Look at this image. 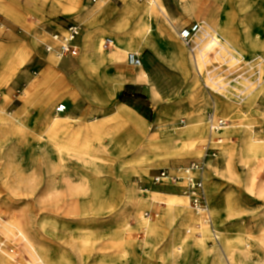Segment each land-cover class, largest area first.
<instances>
[{
	"label": "rangeland",
	"instance_id": "374dc122",
	"mask_svg": "<svg viewBox=\"0 0 264 264\" xmlns=\"http://www.w3.org/2000/svg\"><path fill=\"white\" fill-rule=\"evenodd\" d=\"M0 1L4 5V11L0 10V264H6L5 260L8 259L13 261V264H41L31 254V247L45 254L52 253L53 262L59 260L61 264H100V258L105 253L116 258L118 264L123 262L144 264L140 258L141 252L146 260L145 264H244L243 261L248 262L247 264H264V252L259 250L252 240L260 230H264V195L258 191V187L264 186V159L257 156L245 167L237 157L240 137L250 138L254 134L253 137L257 141L264 142V53L259 49L253 51L248 48L249 45L242 42L241 29V22L246 24L251 22L249 20L251 13L258 14L262 26L259 27L257 24L258 33L252 37L255 40H264V0H254L243 11L239 9L236 0H215L211 14L215 18L216 27L228 24L229 31L225 37L240 40L238 47L242 50V56L234 58L225 49L214 48L215 50L207 57L212 63H209L211 69L207 62L199 64L201 71L206 69L212 71L211 75L217 82V88L220 85H227L225 87L230 89L228 94L232 96L233 101L238 102L233 93L237 95L240 88L244 89L247 86L244 93L248 94L243 93L246 97L249 92L253 93L254 102L250 104L251 107L242 103L234 107L235 112L242 114L245 119L248 117L243 125L245 127L240 129L236 128L241 123L239 120L231 115L223 116L219 113V103L215 101L217 99L213 96L214 92L205 86V73L201 77L193 67L194 74L185 76L179 55L173 53L172 58L167 59L171 67L178 72L177 78L153 73L152 68L149 73L147 60L138 70L128 66L126 63L128 53H137L146 59L148 52L143 50L153 51L150 44L158 51L154 41L160 35V31L155 22L148 23L151 29L145 40L135 44L133 50L127 51L123 61L125 68L130 72L143 70L150 74L148 78L142 80L150 92L151 101L149 104L146 102V118L153 119L154 101L157 104L161 99L175 106L180 100L178 103L170 102L177 100L186 91H199L203 94L202 100L206 99L208 103L204 111V122L197 125V128L205 132L206 140L201 144H197L199 139L188 141L191 136L196 137V134L192 130V133L184 131L188 128L190 120L186 116H179L173 122L172 130L182 127L180 121L186 120L187 126L179 129L182 133L178 132L175 135V141L181 145H177L173 152L158 151L156 148L149 153H143L142 148H139L136 156L134 150L136 152L138 140L132 134L126 137L125 133L130 125L145 133L146 125L143 126L140 123L141 119L133 112L127 116H119V113L113 116L114 120L110 121L105 129L109 132L113 128L112 133L97 138L92 147H82L78 144L74 148H67L59 145L55 134L57 127L52 128L51 119L45 118V111L54 96H58V99L53 101L55 104L52 115L59 118L64 116L68 112V105L66 112L62 114L56 112V107L60 103L65 104L60 96L63 83V79L60 78L63 77L61 75L63 71L61 76L55 78L50 76L49 74L55 70L49 66L47 57L54 51L56 56V51L58 53L60 50V41L58 40V49L57 42L54 41L56 45H52V37L59 33L64 34L63 28L75 20L59 18L60 22L52 24L55 27L52 30L45 21L44 12L38 6L41 0H31L36 9L25 0ZM117 1L120 5H116L114 0H98V3H104L106 9L110 10L108 12H120L124 9V3L122 0ZM135 2L143 5L147 0ZM98 3L91 4L90 0L87 2L84 0L82 11L87 5L94 7ZM166 4L171 14L172 12L180 14L167 0ZM62 13L68 18L75 16L79 21L77 16L79 14ZM103 21L95 19L94 26L107 27L108 24ZM162 21L171 29L186 59L191 60L193 64H190L194 66L193 55L178 38L179 32L186 25L178 27L171 16L170 21L176 29L174 30L170 22L164 19ZM30 32L36 37L38 43L36 47L32 45L33 36L31 37ZM46 37L50 41L44 43L43 39ZM106 37L110 36L104 35L100 38L102 45ZM208 42L209 38L201 45L203 53H207L209 49L205 47ZM163 46H165L163 49L168 48L166 44ZM50 48L54 49L50 51ZM115 49L116 46L109 50L103 47V52L110 53ZM194 53L196 55L198 52ZM80 57L82 53L76 58L63 56V61L72 58L76 63ZM171 60L174 61L173 64ZM236 80L246 86L243 87ZM234 86H237V89L234 90ZM152 92L154 94L151 96ZM192 93H189L187 98L196 100L191 97ZM112 99L114 100V97ZM121 99L118 98V102H123L124 98ZM201 104H204V101L199 106ZM212 110L226 119L230 127L227 129L229 139L223 131L221 132L223 136H220L224 144L230 140L229 144L222 143L223 145L218 146L222 152L218 151L217 157L212 160L215 168L213 170L210 168L208 172L207 167L205 173L210 214L215 206L219 212L214 216L217 236L219 238L226 236L234 241L230 250L234 256L226 252L221 253V260L215 254L219 249L210 227L205 225L199 216L198 223L181 228L183 218L174 207L177 201H185L193 211L190 199L184 196L181 190L173 189L171 185L163 187L154 184L153 178L160 170L152 169L169 166L168 159L164 160V163L158 161L172 156H191L192 159L171 163L177 166L202 158L204 151H201L209 140L206 115ZM118 116L121 117L122 123ZM98 117L100 119L103 115ZM3 121L10 125L15 123L22 128L6 129L3 127ZM102 122L104 121H98L95 125ZM69 125L70 122L64 123L60 132L64 135L62 138L70 135ZM76 140L78 138L72 142L79 143ZM196 144L199 150L195 149ZM132 156L135 159L129 163V157ZM68 183H71L75 192L71 194L67 192ZM250 183L255 184L254 189ZM80 188L82 190L76 192ZM92 198L97 211L102 210V207L110 209L107 215L98 216L95 225L91 223L77 225L73 218L56 214L62 213L65 208L74 204L84 206L90 203ZM146 212L159 214L157 218L159 230L148 240L142 229L143 225L151 222V219L145 217ZM211 218L213 221L212 214ZM202 228H206L207 231L202 233ZM180 233L188 240L184 245L173 241L180 237ZM202 235H205L204 245L210 255L203 253L201 248L193 243ZM117 256L124 258L118 260Z\"/></svg>",
	"mask_w": 264,
	"mask_h": 264
},
{
	"label": "bare ground",
	"instance_id": "6f19581e",
	"mask_svg": "<svg viewBox=\"0 0 264 264\" xmlns=\"http://www.w3.org/2000/svg\"><path fill=\"white\" fill-rule=\"evenodd\" d=\"M58 1H59V5L62 7L61 8L62 12H64L66 15L79 14V15H77L78 20L83 26H85L84 37H85V42H86V45H85L86 51L82 52L81 58H82L83 68L85 69L87 74L91 77H99V72L101 70L102 64L105 65L107 63V61H109L108 59H106V56H109V58L113 62L124 63L123 62L124 61V54L127 51L133 50L136 47L135 44L142 43L143 40H145L148 33L150 32L151 28H150V26H148V23L152 24L153 22H155L156 24H158L159 20L164 19V20H167L168 22L171 23L172 29L176 30L174 27V24L170 21V17L172 14L167 8L168 4H166V0H147V2L144 3L143 5H139L138 3L135 2V0H122L124 3V9L120 12H108L110 10L106 9L104 3H98L94 7H90L87 5L85 7L86 9H84L82 11V9H83L82 6L84 4V0H58ZM253 1L254 0H236V4L239 6V9H242V11H243L244 9L249 7L248 5L250 3H252ZM167 2L171 6L175 7L177 9V12L179 11L180 16L187 15L188 18H190L194 15H198V13H199V14H201V16L206 17V21H204V22L199 21V23L201 24V30L202 31H200L199 33H197L195 36L192 37L190 44L182 41L183 44L189 50V52L193 55L194 61H195L194 63L196 65V67H195V65L194 66L191 65V64H193V62L191 63V60H189L190 61L189 62L184 55L185 53H183L181 48L178 45H176L174 36L168 34L172 40L171 46L173 47V50H176V51H174V53L179 55V58H180L181 63H182L181 65H182L183 70L185 72V76L189 77L190 75L194 74L193 67L197 70L198 74H200L201 77L203 76V73H205V83H206L205 86L208 88V90H211V92H214L213 96L216 97V99H217L215 101H218V103H219L218 104L219 113L223 116L224 115L225 116L231 115L233 118H235L241 122L240 124L237 125L236 128L237 129L244 128L245 126H243V125L246 123V119L248 117L245 119V117H243L242 114H238L237 112H235L234 107H235V105H237V106L241 105V103L244 105L247 104L249 106H250V104H253V102H254V100H253L254 98L252 95L253 93L249 92V95H247V97H246L244 94H248V92L244 93V91L247 89V86L244 84H241V82H238L236 80V82L238 84H241V85H243V87L244 86H246V87H244V89H241V88L238 89L237 95L233 93V96H236L238 98V102H235V101H233L232 96L228 94V91L230 89L225 87L227 85H225V84L222 86L220 85L217 88L216 87L217 82H215V78L212 77V75H211L212 71L209 69L201 71L200 67H199V64L200 63L203 64L204 62L205 63L207 62L208 66H209V63H211V62L209 59L207 60V57L211 51L215 50L214 48H216L218 50L221 47V48L225 49L226 51H228L229 54L231 53V55L234 58H237L238 56H242V50L238 47V42L240 40L238 41V39L234 40V39H229V38L225 37V34L228 35V31H229L228 30V24H225V25L220 26L218 28L216 27L215 18L211 14V13H213L212 12V5L215 2V0H207L205 2L200 1V0H167ZM0 10L4 11V5L1 1H0ZM95 19H99V20L103 19L104 20L103 22H105V24H108V26L107 27H99V28L95 27L94 26V20ZM197 19H198V17H197ZM174 20H175L174 23H176V24L179 22V19H174ZM249 20L251 21V22H249V24H246V22L245 23L241 22V26H242L241 29H242V35H243L242 36V42L249 45L248 46L249 49H252L253 51L255 49H259V50H261V52L264 53V40H255L253 38L254 37L253 34H255L257 32L256 31L257 24L260 25L259 27L262 26L261 25V18L258 14L251 13ZM217 23H220V22H217ZM30 34H31V37L33 36V40H32L33 44L32 45L34 47H36V45L38 44L36 42V37L32 32H30ZM104 35H109L114 40L113 41L111 39L113 41V46L110 49L114 48L115 46H116V49L110 53H104L103 52L104 51L103 50L104 43H103V45L101 44L100 38ZM179 38H180V36H179ZM207 38H209V42L205 47L209 48V49H208L207 53H203L201 45L203 44V42ZM223 40H224V42H223ZM48 41H50V39L48 37L43 39L44 43L48 42ZM114 42H115V44H114ZM52 43L51 44L53 46L56 45V43L54 41H52ZM150 47L152 48V50L155 53L158 52L155 48H153L154 46H152L151 44H150ZM178 48L181 51H179ZM104 49H105V47H104ZM105 50H107V49H105ZM195 51L198 52L196 55L194 53ZM54 52L49 54V56L47 57V61H48L49 66L53 67V70H55V71H52L51 72L52 74L50 73L49 75L55 78V76H61L60 75L61 72L64 71L65 69H69L70 67H72L74 65L73 64L74 60L67 59V60L63 61V58H62L63 56L61 54V51L58 53L56 51V56H55ZM259 57L263 58L261 55H259ZM96 58L100 61V63L95 62ZM171 61L173 64L174 61L173 60H171ZM238 62H240L239 58H238ZM23 63L24 62H22V64ZM249 64H251V62ZM261 66H262V64H261ZM209 68H210V66H209ZM136 76H137V79L139 81H142L143 79L148 78L149 75H148V73L144 72L143 70H140V71H138ZM60 79H62V78H60ZM236 87L234 86L233 89L235 90ZM253 91H254V89H253ZM191 97L193 99L197 98V96L194 92L192 93ZM245 98H246V100H245ZM55 99H58V96H54L53 99L50 100L48 107L45 111V116H46L45 118L51 119L52 128L58 127L60 125V122H61V119L59 118V116L52 115L53 104H55V102H53V101ZM215 105L217 107V102H215ZM57 107H56V111H57ZM118 113L121 116L122 115L127 116V115H129V113H132V111L130 109H124L123 110V108H122V110L120 109ZM249 117H251V116H249ZM5 121H7V120H5ZM5 121H3L2 123H3V127L6 129L8 128L10 130H17V129L22 128L21 126L15 124V123H11L12 125H10L9 123H7L9 121H7V122H5ZM61 126H62V124H61ZM229 128L230 127L226 126L223 129V132H224V134H226L228 139L230 136L228 133L229 131L227 129H229ZM185 129H187V128H185ZM192 132L194 134H196V137H197L196 139H199L197 144H201V143L205 142L206 139H205V135H204L205 132L204 131L202 132L200 130V128L195 127V128H193ZM239 132H240V130H239ZM253 135L250 138L249 137H242V138L240 137L239 155L237 157L240 158L239 161L245 167L248 166L250 161H252L253 158H255L257 156L264 159V142L263 141H257L253 137ZM229 142H230V140L226 141V143L225 144L223 143V144L228 145ZM197 144L195 145V149L199 150L196 148ZM61 153L64 154L63 152H61ZM230 157H232V156H230ZM207 167H208V172L210 171V168L212 170L215 168V166L212 165V161H210L208 163ZM204 175H205V173H204ZM250 185L253 189L255 188L254 187L255 184L250 183ZM204 186H205V184H204ZM54 187L55 186L53 185V187H52L53 190H54ZM67 189H68L67 192H69V194H71L72 192H75L74 191L75 189H73L71 187V183H68ZM81 190L82 189L80 188V189L76 190V192H79ZM258 191L261 195H264V186L258 187ZM83 193H84V191H83ZM205 194H206V190H205ZM206 198H207V196H206ZM82 202H84V201H82ZM89 202L90 203L84 204V206L82 205L81 207L77 206L75 204L72 205L71 207L67 208V209L64 207L65 209L62 211V213L56 212V214L62 215L61 217L67 216V217L73 218L74 223L77 225H82V224L88 225L90 223L92 225H95L97 222L98 216L107 215L109 213L110 209H108L107 207H102V210L97 211L96 210L97 208L95 207V204H94V199L92 198V201H89ZM207 202H208V199H207ZM208 206H209V202H208ZM174 210L179 211V213L181 214V216L183 218L181 221V228L182 229L186 225H193V224H196L199 222L198 214L191 211L188 203L185 201H177V205L174 207ZM217 213H219L218 207L215 206V208L213 210L211 209L213 222H214V216H217ZM209 214H210V209H209ZM211 214H210V218H211ZM106 217H108V216H106ZM211 221H212V218H211ZM214 224H215V222H214ZM158 227H159V221L157 219L151 220V222H149V223L147 222L146 225L142 226V229H144V232L146 233L147 240L154 237V234L156 233V231L159 230ZM202 230H203L202 233H205L207 231L206 228L205 229L202 228ZM259 232L260 233L257 236H255L254 238H252V240L255 242L256 247L259 248V250H261L262 252H264V230H260ZM213 236L217 240V236L215 235V233H213ZM173 241L180 243V245H184L188 240L184 239L182 237V234L180 233V237L177 240H173ZM204 242H205V235H202L201 238L193 241V243L195 245H197L199 248H201L203 253L210 255L211 253L209 252L208 249L205 248ZM218 242L219 243L216 242V244L218 245L219 250H217V253H215V254H216V256L219 257V260L222 259L221 253L226 252L227 254H230V256H232V257L234 256V255H231V253H230L231 244L234 241L230 240L229 238H226V236L225 237L223 236V237L219 238ZM32 248L33 247H31V251H32L31 254H33L37 258V261H40L41 264H61L59 262V260H58V262H53L52 257H51L52 253L45 254L43 251H41L39 249H36V248L32 249ZM95 256L96 255H94V257ZM123 258L124 257L117 256L118 260H122ZM5 261H6V264H13V261H9V259L5 260ZM243 263L245 264L246 262L243 261ZM100 264H118V263H117L116 258L111 257L110 255L105 253L100 258Z\"/></svg>",
	"mask_w": 264,
	"mask_h": 264
},
{
	"label": "crops",
	"instance_id": "0c3cea01",
	"mask_svg": "<svg viewBox=\"0 0 264 264\" xmlns=\"http://www.w3.org/2000/svg\"><path fill=\"white\" fill-rule=\"evenodd\" d=\"M57 1L56 0H41L38 3L39 8L44 12L43 16L45 18V21L47 22V25H49L50 29L52 30L55 29V27L52 26V24H55L56 22H60L59 18L74 19L75 20L74 23H78L81 26H83L79 21L76 20L75 16L68 18L65 15H63L62 9H61L62 7L59 5V1L58 2ZM87 1L88 0H86V2ZM25 2H27L28 4H30L32 7L36 9V7L33 5V2L31 0H25ZM90 2L91 4L98 3V0H92V1L90 0ZM114 2L116 5H120L117 0H114ZM214 7L215 5L213 3L212 9ZM198 15H194L188 18L187 15L180 16L178 13L172 12L171 16L174 19H179V22L177 23L178 27L184 26V25H186L185 27H187L197 21H200V22L206 21V17L201 16V14L199 13ZM185 20L187 22H184ZM156 26L158 27L160 31V35H158L154 41L155 46H157L156 48L158 49V52L154 53L150 49L143 50L145 52H148V54H147L146 59L142 58L141 56L142 61L144 63V61L147 60L146 62L150 70L149 73H151V70L153 69V73H160V74H165V75L167 74L171 76L172 78L173 77L177 78V76H179L178 72L174 70L167 61V59H171L172 55H174L173 54L174 52L172 50L173 47L171 46L172 40H171V37L168 35L170 34L173 36V32L171 31V29L167 28V25L164 24L162 20H159V23L156 24ZM63 29L65 32V27ZM84 34H85V26L82 27V33L75 41V44L79 49L78 55L75 57L73 56H69V57L76 58L79 56L80 53L86 51L85 49L86 42H85ZM61 35H64V34H61ZM107 38H110V37H106L105 39ZM53 41L58 43V49H59V41L55 40L54 38H53ZM175 43L176 45L179 46L176 40H175ZM163 44H166L168 48L163 49V47L165 48ZM51 49L53 50L54 48H50V51H52ZM72 58H68V59H72ZM106 59H108L109 61H107L105 65L102 64L101 70H100L101 72H99V77H91L87 74V72L82 66L81 57L75 61L76 63H73L74 66L70 67L69 69H65L62 72L61 75L63 76L62 77L63 83L60 89L61 90L60 96H61V99H63V102H65L64 105H66V110H67V105H68V112L64 116L60 117L61 119L60 125L57 127V130L55 131V134L59 140V145L65 146L67 148H74L78 144H80V146L82 147H92V144L95 142L97 138L106 137L107 135H110L112 133L113 128L109 132L106 131L105 129L106 127H108V124L110 123V121L114 120L113 116H116V114L119 112L120 109L122 110V108L123 110L130 109L133 113H135L138 116L139 119H141L140 123L143 126L144 124L146 125L145 133H141L140 131L136 129V127H133L131 125L129 126V129H127L125 133L126 137L132 134L134 137L137 138L138 144L135 148L136 152L138 151L139 148L140 149L142 148L143 153H149L156 148L158 149V151L173 152V150L177 148V145L178 146L181 145V143H177L175 141L176 133L179 132V129L185 128L187 126L185 122V124L182 127L172 130V124L173 122H175V120L179 116H186L188 120H190L188 123V128L184 129V131H187V133H192L191 130H193V128L197 127V125L204 122V111L206 110V105L208 103L206 102V99L202 100L203 94L195 90L186 91L177 100L171 101L170 103H178V101L180 100L179 103L176 104L175 106H171V104L169 105L168 103L161 101V99L159 103L155 104V101L153 100L154 101L153 102V105H154L153 119L151 118L147 119L145 115V109H146V102L148 101V104L151 102L149 98L150 92L148 89L145 88L144 81H139L137 79L136 75L138 72L134 73V72L128 71V69H126L124 66L125 64L113 62L109 58V56H106ZM95 62L100 63V61L97 58ZM142 67L134 68V69L138 70V69H141ZM191 92H194L196 94L197 96L196 100H191L187 98L190 95L189 93ZM153 94L154 92L151 93V96ZM113 97H114V100L112 99ZM118 98L120 99L124 98L123 102L121 101L118 102L117 100ZM114 101L115 103L113 104ZM203 101H204V104H201L199 106V104ZM60 104H63V103H60ZM59 114H62V113H59ZM100 115L101 117L103 115V117L98 119L99 118L98 116ZM119 119L121 120V123H122L121 117ZM64 121L70 122V125L68 127L70 128L71 132L69 136L62 138L64 135H61L60 132L65 123ZM98 121H104V122H102V124L95 125V123H97ZM220 136H223V135L220 134ZM76 138H78V140L76 141H78L79 143L76 144L75 142L74 144L72 141L73 139H76ZM117 138H119V135ZM208 139L210 140V133L208 134ZM189 140L194 141L196 140V137L191 136L188 139V141ZM209 140H207L206 143H208ZM206 145H204V148ZM204 148L202 149V152L204 151ZM136 152L134 150V155L139 153V152L137 153ZM220 152H222V150L219 148V153ZM190 158L191 156H172L168 158H163L159 160L158 162L164 163L163 161L168 159L167 161L169 162V166L155 167L152 169L155 171L162 170V169H171L173 171V169L175 168L187 166L193 161L201 160L203 156L202 158L198 160H193V161L191 160L180 166L171 165L172 162L187 160ZM129 159H130L129 163H131L134 161L135 158L132 156V157H129ZM214 159H209L208 163ZM204 180H205V176H204ZM159 186L166 187L168 185L163 184ZM171 187L175 190H181V192L183 193V190L180 187V185H177V186L171 185ZM213 225L214 223H212L213 232L217 236L218 234L217 229ZM213 232H212V235H213ZM218 240L219 238L217 236V240L215 239V241L218 242ZM140 258H141V261L145 264L146 260L144 259L142 252H141ZM148 264H151V263H148Z\"/></svg>",
	"mask_w": 264,
	"mask_h": 264
},
{
	"label": "built area",
	"instance_id": "2783aa9c",
	"mask_svg": "<svg viewBox=\"0 0 264 264\" xmlns=\"http://www.w3.org/2000/svg\"><path fill=\"white\" fill-rule=\"evenodd\" d=\"M142 1V0H139ZM1 25V19H0ZM82 27L78 23H68L65 26L64 35L56 34L54 38L59 40L61 43L60 51L62 56H77L79 49L75 44L76 39L82 33ZM201 30V24L195 22L190 26L184 27L180 32L179 36L182 41L190 44L193 36L199 33ZM113 46V41L107 38L104 41L105 49L109 50ZM126 62L130 67L140 68L143 65L142 58L139 54L130 52L127 54ZM66 111V105L60 104L57 107V113H63ZM206 120L208 121V128L210 133V140L204 148V155L201 160L193 161L187 166H182L173 169H162L153 178L154 184L157 185H173L180 187L183 190V195L190 199V206L192 210L198 214L202 222L210 227L213 232L212 221L209 214V206L205 194V180L204 173L207 168V162L209 159L217 157L219 151L218 146L223 143V139L220 137V133L223 129L228 126V121L220 117L215 110L207 114ZM181 124H185V120L181 121ZM145 217L147 219L155 220L159 218V214L153 212H146ZM189 231V230H188ZM191 233V231L189 232ZM214 233V232H213Z\"/></svg>",
	"mask_w": 264,
	"mask_h": 264
}]
</instances>
